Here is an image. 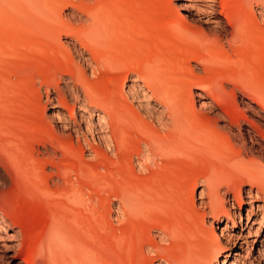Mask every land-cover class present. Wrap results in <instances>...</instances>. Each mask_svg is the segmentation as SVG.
Instances as JSON below:
<instances>
[{
  "label": "bare ground",
  "instance_id": "6f19581e",
  "mask_svg": "<svg viewBox=\"0 0 264 264\" xmlns=\"http://www.w3.org/2000/svg\"><path fill=\"white\" fill-rule=\"evenodd\" d=\"M134 1L0 0V165L15 170L16 179L27 183L17 185L40 196L51 212L45 225L47 233L40 240V259L32 261L26 249L36 239H26L16 213L8 209L9 178L0 166V234L5 235L0 242V264H99L94 260L89 235L75 237L68 223L75 222L79 228L88 225L89 218L78 215L76 208L88 213L90 205L86 195L79 196L72 172L60 169V155H67L71 165L79 159L87 171L95 169L80 156L74 135L84 139L91 153L103 157L109 175L118 168L132 181L117 195L118 224L110 215L106 219L107 250L119 242L116 253L133 264H218L219 258L221 264H253L247 254L226 251L210 227L213 222L208 221L213 218L225 224L223 237L230 222L236 226L233 216L242 223L240 213L232 215L226 208V199L231 196L232 207L237 205L241 210L245 203L242 185L235 184L233 178L219 180L203 171L184 172L183 177L195 184L191 189L185 185L175 187L173 192L170 189L168 219L161 214L167 207L164 199L169 189L143 183L159 173H168L180 160L192 161L189 150L197 144L207 146L217 138L223 141L220 122H228L239 131L227 138L229 154L256 153L264 160V0H234L233 8L229 4L223 5L222 11L213 8L208 28L181 13L169 17L163 26L173 34L157 37V57L143 66L133 59L141 36L130 31L132 10L128 5ZM210 1L213 6L218 2ZM6 10L13 15L5 22L2 12ZM65 10L71 12L76 24L72 27L77 56L87 64L91 77L84 68L75 67L74 59L75 65L66 70L55 65L45 71L38 57L44 51L43 34L70 27L63 15ZM31 16L37 23H30ZM57 39L60 36L53 37ZM172 43L179 48L174 62L170 60ZM252 56L259 61L257 67L252 64ZM251 66L257 72L256 79L243 74L254 72ZM230 85L233 89H228ZM41 86L46 87L45 103ZM240 88L252 119L236 105V90ZM100 89L108 90L105 100L98 93ZM188 95L193 101L197 97L201 110L213 114L206 117L203 129L199 127L201 122L195 124L201 130L193 126L191 116H184L183 110L199 118L194 102L185 99ZM128 96L135 101L151 98L159 108H149L147 102L138 109ZM94 132L100 135L105 149L89 139ZM197 187L201 189L199 194ZM244 194L250 207L248 228L259 194H253L251 188ZM257 207L262 213L256 236L264 224V204ZM248 229L246 236L243 229L237 234L229 232L225 238L229 242L247 238L251 234ZM258 246L256 260L264 264L262 234ZM240 250L244 253L247 249L242 245Z\"/></svg>",
  "mask_w": 264,
  "mask_h": 264
},
{
  "label": "rangeland",
  "instance_id": "374dc122",
  "mask_svg": "<svg viewBox=\"0 0 264 264\" xmlns=\"http://www.w3.org/2000/svg\"><path fill=\"white\" fill-rule=\"evenodd\" d=\"M217 1L218 2L214 6L212 5L210 0H135L133 3L129 4L128 7H130V9L132 10V14L130 15V20L132 22L130 31L131 33L134 34V36L139 37L141 35L139 37L141 44L139 41V43L135 46V54L133 56V59L136 60V62L140 66H143L147 64L149 61H151L153 58L157 57V48L158 45L160 44V41L157 39V37L159 35H163L164 37H169L170 33L173 34L172 32L168 31L166 27H164L166 24L165 21L169 17L178 16L181 13L186 17H190V19L195 23L199 25L202 24L204 28H208L209 27L208 25L211 24V22H209L208 20L211 19L210 15L213 13V8H217L218 10L222 11L224 9L223 5L225 4H229L230 7L232 8L234 6L233 3L234 0H222V1L217 0ZM254 10L256 13H259L258 7H255ZM2 13H4L3 19L5 22L9 19L10 16L13 15V11L6 10L3 11ZM63 15L65 20L67 21V24L70 26L68 29L64 28V29L49 30L48 32L42 35L44 51L38 57L39 59L41 58L40 61L43 63V69L45 71L52 70L53 67L57 65L60 66L63 70H66L67 68L73 67V65H75L72 64L74 59L76 63L75 67L79 69L84 68L87 76L91 77V71L89 70L87 64L84 62V60H81L77 56L78 55L77 50H75L74 48L75 47L74 45L77 43L73 36L74 27L72 26H76V24L74 21L71 20L70 17L71 12L69 10H65ZM46 18L44 19L45 20L44 22L46 21L48 22ZM29 21L31 24L37 23V19L34 18V16H31ZM9 32L11 34L13 33L12 30H10ZM54 36L55 37L60 36V39L53 40ZM177 42L178 41L176 40L173 41L175 45L181 47L182 44ZM173 43L172 46L170 47L171 48L170 54L173 53L170 56V60L171 61L173 60L172 62H174L175 57L178 55V50H179L177 46L173 47L175 46ZM55 49L57 51H54ZM251 59H252V64H254V66L257 67L259 65L258 59L257 58L253 59V56ZM251 69L253 70L254 67L251 66ZM243 74L247 75L248 77L247 79L257 78V72L255 71V69L254 72L251 71L248 74L247 71V73L244 72ZM127 85H129L128 82ZM37 86L39 87L38 83ZM77 87L78 89H80L79 91L82 93L81 87L79 85ZM228 89H233V87L230 85ZM124 91L127 93L128 91L127 86L124 87ZM46 93H47L46 87L41 86L40 94H41L42 103H45L47 100ZM52 93H53L52 91L49 92V97L53 96ZM98 93L100 94L103 100H105L108 97V90L106 89H100ZM236 93L237 96L235 95V101L238 109H240L242 112L245 113L246 116L252 119V116L248 111L247 104L245 103L248 100L242 93L241 88L240 90H236ZM196 95L197 94H195V96ZM185 99L188 102L189 101L194 102L195 109L198 112V116L200 120L213 115L207 110H201L200 108L201 104L198 102L197 97L195 98L194 101L191 95L190 97L189 95L186 96ZM128 101L138 109L139 107L146 106L147 102H148L147 106L149 108L151 107L159 108L158 103L155 102L153 99L151 100V98H149V100L141 98V100L135 101L128 96ZM48 109L46 110V113L49 111ZM180 110L182 112V109ZM183 113L184 116L187 117V119H190L192 117L191 120H193V126L196 127L197 129L199 127L203 129V127L207 126V124H205L208 122L207 118L205 119L206 122L205 120L199 121L198 117L197 119L196 117L192 116L188 111L183 110ZM85 117H89V115L85 114ZM196 119L197 122L195 121ZM92 121L95 123L97 122L95 116H93ZM200 122L201 124L203 122L202 126ZM195 124L196 125L200 124V125L199 127H197ZM218 125L219 127L221 126L220 128H224V132L222 135L224 136L222 137L223 138L222 140L224 142L220 141L221 138H217L216 142L211 141L207 146L203 145V143L197 144L195 147H197L198 149L193 147L194 149L189 150V155H191V158H193V160L195 161L180 160V163L177 166L170 169L168 173L166 174L159 173V175L157 174L155 177H153V179L147 180L143 184H158L163 186L165 189H169L167 191L168 194H166L167 197L165 196L164 199V202L166 203L167 207H165V209L163 210L164 212H162L161 214V217H164L165 219L167 215H169V212L171 211V208H168V202L170 200L169 196L171 195L169 192L171 190H172L171 192H173V189L175 187L181 185H185L187 188L191 189L195 184V182H193L189 178L183 177L184 172L187 171L188 173H193V172L200 173L203 171L209 175L211 174L210 176L215 175V177H217L216 179L221 178L219 180H223L225 178H233L235 184H238V186L242 185L241 190L243 192L245 203L241 210L238 209L237 205H234V207H232L233 197L231 196L229 199H226V208L230 212L232 211L231 212L232 215L234 212H236L237 215L240 213L242 218V223L240 222L237 216H233L236 222V226H234L233 222H230L228 224L229 226L227 227V230L224 231V237H223L221 231L225 227V224L213 218H208V221L213 222L212 226L210 227H213L215 233L221 238V243L223 246L226 247V251H229L230 254L232 255H234L235 252L239 251L243 255L247 254V257H249L253 261V264H261V261L256 259L258 258V248H259L258 245L260 242L261 234L264 235V224L260 227L258 236H256L255 232L259 227V221L261 219V213H262L257 206L258 204L260 205L264 204V160L260 159L256 153H254L253 155L248 153L247 155H241V156H239L238 154L234 155L233 153L229 154L227 148L228 145L227 138L232 137L234 134L239 133V131L234 126H230L228 122H220ZM228 127H230V129H226ZM74 136H75L74 143L80 156H83L87 162L93 164L95 166V169H93L92 171H87V169L82 167L79 159L78 160L74 159V165H71L69 163L67 155L65 154H63V156L62 154L60 155V163H59L60 169L62 170V172H66V173H69V170L72 172L74 179L77 181L76 187L78 188L77 190L79 192L78 193L79 196L86 195L87 197L85 196V198H87L90 205L89 209H87L88 213L83 208L80 207L76 208V212L78 215L83 214L89 218L88 225L86 226L84 225L83 227L79 228V226L75 222L74 223L68 222L70 224L71 230L73 231L75 237H78V235L81 234L84 235L86 233L89 235L91 241L90 244L92 246V249L94 250L93 257L97 263L128 264L129 262V264H133V262L131 263V261H125L120 257V254L116 253V248L118 244H120L119 242L118 243L116 242L117 246L115 244V246H113L109 250H107L104 246V243L108 239V227L106 225V221H107L106 219L110 215L112 220L115 222V224H118L116 221L118 215L117 208L119 206V199L117 198V195L122 193L132 184L131 178L126 173L119 171L118 168H114L113 175H109V169L105 164L103 157L102 156L97 157V155L91 153L90 148L87 145H85L84 139L77 137V135ZM99 136L100 135L98 134V132H94L93 136H89V139L96 146L99 145L98 147L105 149L104 145L101 144L100 141L101 138ZM81 147H83L84 149ZM240 158L241 159L243 158V160H240ZM67 162L69 163V165ZM238 164H241L243 167L239 166ZM135 165L137 167V164ZM0 166L8 175L7 177L9 178V186L6 189L8 193L7 194L8 209L9 210L11 209L13 213H16L17 216L16 219L19 222L20 226L22 227V230L26 235L25 236L26 239L27 238L28 239L33 238V240L36 239L30 246H27L26 250L29 251V255L32 261H38L40 259L39 254L41 253V249H42L40 240L47 233L46 232L47 229L45 225L50 221L51 218L50 209L49 207L47 208V206L44 203V200L41 199L40 196L31 195L29 194V191L25 189V187H24L25 190L23 189V185L21 186L17 185V184H27V183H23V182L20 183L18 181L19 179L18 180L16 179L18 178V176L15 170L13 171V169L11 168L2 165ZM250 188L252 189L253 194L256 193L259 194L257 196L258 198L256 197L254 199L253 205L255 206V208H254V212L251 214V219L248 224V228H251V234L247 238H242L238 241L234 240L232 242H229L225 238V235H227L229 232L233 234H237V232L239 231L241 232L244 229L245 230L244 235L246 236L249 230L248 228H246L245 225L247 223V209H249L250 207L247 204L248 199L246 197V194H244V192L246 190H249ZM80 191L82 193H80ZM200 191H201L200 187H197V194H199ZM197 194L195 195V200H198L199 198V195ZM166 219H168V217ZM0 235H1L0 242H3V239H5L3 237H5V235L4 234H0ZM255 240L256 242H254ZM247 241H249L248 245L246 243ZM6 242L8 244L11 243L10 240H6ZM235 243L237 244L235 245ZM242 245L245 249H247L246 252L244 253L241 252L240 250ZM221 260L222 258H219L218 264H221ZM2 264H7V263L3 262ZM144 264H146V262ZM238 264H242V263H238Z\"/></svg>",
  "mask_w": 264,
  "mask_h": 264
}]
</instances>
